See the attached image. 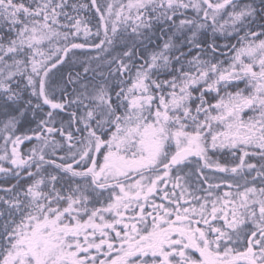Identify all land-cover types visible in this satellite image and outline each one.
<instances>
[{
	"label": "snow or ice",
	"instance_id": "6c2138e0",
	"mask_svg": "<svg viewBox=\"0 0 264 264\" xmlns=\"http://www.w3.org/2000/svg\"><path fill=\"white\" fill-rule=\"evenodd\" d=\"M0 142V264H264V0H0Z\"/></svg>",
	"mask_w": 264,
	"mask_h": 264
},
{
	"label": "trees",
	"instance_id": "16d2710c",
	"mask_svg": "<svg viewBox=\"0 0 264 264\" xmlns=\"http://www.w3.org/2000/svg\"><path fill=\"white\" fill-rule=\"evenodd\" d=\"M100 3H105V2H120V0H99ZM126 2V0H125ZM236 43V41L234 39H230L229 41H225L223 37H218L217 38V43L220 45H223L224 43ZM225 55H221L219 56V59L225 61V63L227 64L230 56L232 55L231 52L228 51V49H224L223 50ZM90 56H95V52H91V53H87L84 55H78V57L76 59H78L79 61H84L85 59H88ZM69 70L68 66H65L62 71L64 72L65 76L67 75V71ZM73 71H81L82 72V68H80L79 64H76L75 67L72 69ZM241 87H243V84H241ZM231 90V89H229ZM2 143V142H0ZM31 145H29L27 142L23 145L20 146L21 151H25L27 150L28 147H30ZM11 146L9 145V148ZM5 178L3 176H0V182H2Z\"/></svg>",
	"mask_w": 264,
	"mask_h": 264
}]
</instances>
